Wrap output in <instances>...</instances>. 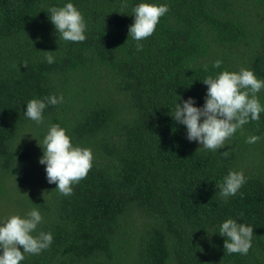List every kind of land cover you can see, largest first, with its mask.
Returning a JSON list of instances; mask_svg holds the SVG:
<instances>
[{
	"label": "trees",
	"instance_id": "1",
	"mask_svg": "<svg viewBox=\"0 0 264 264\" xmlns=\"http://www.w3.org/2000/svg\"><path fill=\"white\" fill-rule=\"evenodd\" d=\"M72 2L86 22L79 42L48 18L64 0H0V217L36 207L38 230L53 235L20 264H264V112L217 151L170 116L177 94L203 103L206 75L246 67L264 79V0H158L168 11L138 42L127 36L137 0ZM50 93L63 102L41 123L23 115ZM256 95L264 104V89ZM51 123L92 151L69 195L37 159ZM251 134L260 139L247 143ZM229 169L246 182L225 201L216 184ZM226 217L253 225L247 254L207 233Z\"/></svg>",
	"mask_w": 264,
	"mask_h": 264
},
{
	"label": "clouds",
	"instance_id": "2",
	"mask_svg": "<svg viewBox=\"0 0 264 264\" xmlns=\"http://www.w3.org/2000/svg\"><path fill=\"white\" fill-rule=\"evenodd\" d=\"M167 11V3L137 0L131 9L133 20L128 26L127 36L137 42L150 36L159 18ZM47 15L60 39L73 42L86 39L85 19L72 0L49 7ZM136 47L142 45L137 43ZM52 53L45 51V62H54ZM221 64L222 60L217 58L212 62V67L218 68ZM199 80L207 86L203 103L197 105L194 97L180 98L177 94L170 116L184 126L187 140L196 141L204 149L217 151L249 120L260 119L264 104L256 93L264 89V79L258 78L250 68L240 67L239 70L222 69ZM62 102L63 96L60 94L33 97L24 103L22 113L39 124L43 121V111L47 105ZM258 139V135L251 134L246 137V142L255 143ZM37 144L42 153L37 159L44 166L47 182H54L60 193L69 195L72 185L85 177L92 167L91 149L74 144L66 129L58 123L48 124ZM245 182L246 176L242 170L229 169L216 184L220 198L226 201L234 196ZM42 220V214L36 207L29 208L23 214L0 217V264H20L25 253L38 254L49 247L53 235L50 231L38 230ZM252 228L251 224L226 217L218 223L216 230H205L209 234L223 236V249L228 253L247 254L252 244Z\"/></svg>",
	"mask_w": 264,
	"mask_h": 264
}]
</instances>
